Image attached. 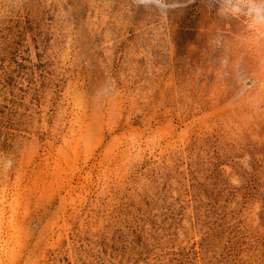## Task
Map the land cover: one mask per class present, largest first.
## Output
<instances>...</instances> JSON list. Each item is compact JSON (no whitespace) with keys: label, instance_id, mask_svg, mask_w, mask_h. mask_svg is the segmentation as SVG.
Returning a JSON list of instances; mask_svg holds the SVG:
<instances>
[{"label":"rangeland","instance_id":"1","mask_svg":"<svg viewBox=\"0 0 264 264\" xmlns=\"http://www.w3.org/2000/svg\"><path fill=\"white\" fill-rule=\"evenodd\" d=\"M0 264H264V38L0 0Z\"/></svg>","mask_w":264,"mask_h":264},{"label":"clouds","instance_id":"2","mask_svg":"<svg viewBox=\"0 0 264 264\" xmlns=\"http://www.w3.org/2000/svg\"><path fill=\"white\" fill-rule=\"evenodd\" d=\"M194 0H133V5L139 9L154 10L162 16L169 11L187 7ZM206 6L214 8L217 15L224 19H243L247 22V28L254 34L257 40L264 38V0H204ZM219 46L220 37L213 40ZM9 160L7 166L10 168Z\"/></svg>","mask_w":264,"mask_h":264}]
</instances>
